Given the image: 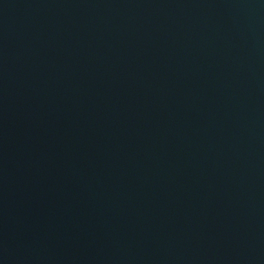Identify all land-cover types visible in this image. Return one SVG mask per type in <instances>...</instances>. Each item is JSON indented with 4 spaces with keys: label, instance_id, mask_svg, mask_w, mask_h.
I'll return each instance as SVG.
<instances>
[{
    "label": "water",
    "instance_id": "95a60500",
    "mask_svg": "<svg viewBox=\"0 0 264 264\" xmlns=\"http://www.w3.org/2000/svg\"><path fill=\"white\" fill-rule=\"evenodd\" d=\"M0 264H264V0H0Z\"/></svg>",
    "mask_w": 264,
    "mask_h": 264
}]
</instances>
